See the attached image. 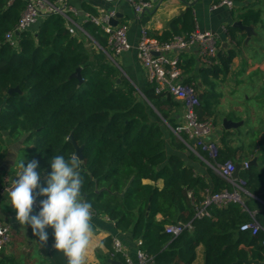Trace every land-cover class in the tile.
Segmentation results:
<instances>
[{"label": "trees", "instance_id": "obj_1", "mask_svg": "<svg viewBox=\"0 0 264 264\" xmlns=\"http://www.w3.org/2000/svg\"><path fill=\"white\" fill-rule=\"evenodd\" d=\"M72 2L82 11L99 14L86 1ZM25 5V0H0V139L5 131L7 138L17 136L28 156L38 161L36 171H46L48 176L52 157L76 154L72 135L82 148L85 199L96 215L107 216L117 230L131 234L136 243L141 241L139 249L153 264H193L200 245L204 246V264L264 261V231L253 235L240 229L246 221L264 224V145L256 149V164L238 169L237 179L243 189L211 167L207 168L208 182L206 175L168 148L166 133L180 151L186 148L185 143L176 142L172 131L180 125L183 100L167 90L157 92L155 82L149 81L144 87L133 83L106 53H112L108 35L92 21H83V14L75 19L86 33L71 34L64 16L50 14L33 28L15 33L18 44L12 45L6 33L14 29ZM242 19L251 24L259 20V15L251 10ZM194 28L189 8L183 17L174 19L172 32L158 39L188 35ZM236 30L237 26H227L234 39ZM235 55V49L220 50L217 62L200 68L202 85L210 87L202 90L196 107L200 121L214 123L218 93L208 78L225 75ZM196 63L193 54L181 53L183 81L200 95L203 86L196 77ZM78 69L80 77L74 75ZM16 87L19 91L9 93ZM199 148L209 158L208 151ZM242 149L218 146L216 157L209 160L213 164L232 161L237 167L243 162L236 159ZM146 178H163L165 185L159 188L144 183ZM223 190H237L241 200L223 206L212 204L199 215L206 195ZM159 214L163 216L160 220ZM178 223L185 226L180 234L166 232L167 224ZM46 231L47 242L55 243L54 230L49 227ZM103 243L111 250L112 236ZM96 253L102 264H112L109 252L104 254L98 248ZM113 258L124 262L121 254ZM50 261L67 264L56 249ZM0 264L22 263L0 252Z\"/></svg>", "mask_w": 264, "mask_h": 264}, {"label": "crops", "instance_id": "obj_2", "mask_svg": "<svg viewBox=\"0 0 264 264\" xmlns=\"http://www.w3.org/2000/svg\"><path fill=\"white\" fill-rule=\"evenodd\" d=\"M83 1L93 5L100 14L109 10H115L116 14L121 13L120 18H115L118 19V23L128 25V37L133 48L119 56L118 62L140 87H144L150 81L148 71L137 58L136 45L142 30H146L148 36L158 39L159 36L166 35V32H172L174 19L183 17L185 11L191 8L195 28L213 31L217 37L219 51H227L230 48L236 51L230 69L225 75L207 77L208 81L214 84L215 92L218 93L216 112L213 117L216 128L213 138L219 147L228 145L243 148L236 155L237 160L251 161L254 158L257 160L256 149L259 145H264V0H238L231 10L224 6L213 8L219 0H150L154 7L142 14H136L126 0ZM251 10L258 13L259 20L245 24L242 16ZM239 22L245 27L237 25ZM228 25L237 26V30L233 31L235 39L228 33ZM187 52L196 58L195 50ZM203 66L205 65L197 60L195 70L200 86L202 78L199 70ZM207 89H210L209 85L201 87L200 94H203L202 90ZM183 115L184 108L180 110V123ZM227 121L232 124L226 125ZM7 135L4 134V138L0 139V182L5 177L16 178L19 171L18 163L21 160H25V166L33 160L30 155L25 156L22 153L24 145L20 140L7 138ZM166 138L169 151L179 153L187 164L192 165L197 172L206 175L210 182L207 174L208 167L213 169V163L209 160V158L212 159L210 153L208 152L209 158H207L200 148L195 147L194 140L189 136L186 139L180 137V141L186 144V148L182 151L174 145L171 136L167 133ZM176 142H178L177 139ZM236 163L240 162L236 161ZM38 173L42 180L40 184L45 185L46 171H38ZM143 182L156 184L159 188L165 185L163 178L157 181L146 178ZM15 217L16 212L11 206L10 199L0 198V220L10 226L13 235L11 244L4 248L2 256H14L22 264H52L50 255L55 249L54 243H42L39 237L32 234L30 226H20ZM162 218L161 214L157 216L158 220ZM92 223L95 226V233L88 250L86 264H102V259L97 255L96 250L100 248L102 253H110L103 243V240L109 236L120 237L130 256L136 259L139 246L131 234L117 230L114 222L103 215L93 216ZM193 264H204L203 245L197 248V257ZM256 264H264V261H256Z\"/></svg>", "mask_w": 264, "mask_h": 264}, {"label": "built area", "instance_id": "obj_3", "mask_svg": "<svg viewBox=\"0 0 264 264\" xmlns=\"http://www.w3.org/2000/svg\"><path fill=\"white\" fill-rule=\"evenodd\" d=\"M13 0H10V2ZM26 5L21 17L12 31L6 33V39L14 46H17L18 40L14 37L16 32L33 28L41 20L50 14H61L67 20V27L71 34L80 32L86 33L81 23L76 21L75 17L82 15L83 21H92L108 35L110 53L115 59L124 52L133 48L128 37V25L120 24L111 25L110 19L116 17L115 10H109L98 15L88 11H82L76 6L72 0H25ZM119 1V0H106ZM133 7L136 14H142L151 10L154 4L150 0H126ZM238 0H219L213 8L226 7L233 9ZM137 58L143 67L148 71L150 81L157 84V92L164 90L169 91L175 98L183 100L184 115L180 125L175 132H186L188 136L194 140L195 147L208 151L211 157L217 155V142L213 138L215 125L211 120L200 121L198 119L196 107L200 104L198 92L192 85L184 83L182 68L179 66L180 55L185 51L195 50L197 60L203 65H210L217 62V54L219 51L216 34L211 30H202L194 28L188 35H176L168 40H159L148 36L146 30H142L141 37L136 45ZM193 148V146H192ZM250 161L245 160L241 163V167L247 168ZM213 169L223 175L236 188L243 189L242 181L236 180L233 176L237 167L232 161L224 164L214 163ZM15 178L5 177L0 182V198H9L8 192L12 188V182ZM46 198H37L34 205V213L38 214L41 210L40 201ZM240 201V194L237 190H223L220 192H209L201 203L199 215H203L207 211V207L215 204L223 206L229 201ZM93 216H97L93 211ZM109 220V218L106 216ZM184 225L167 224L165 230L173 235L180 234ZM242 231H250L255 235L260 230L264 231V224L258 221H246L240 225ZM13 235L10 226L0 220V252L6 246L11 244ZM141 241L137 242L139 246ZM264 245V239L262 240ZM112 259L117 254L124 257L122 264H153L151 258L138 249L136 251V259L128 253L122 239L118 236L112 237V246L110 250Z\"/></svg>", "mask_w": 264, "mask_h": 264}, {"label": "clouds", "instance_id": "obj_4", "mask_svg": "<svg viewBox=\"0 0 264 264\" xmlns=\"http://www.w3.org/2000/svg\"><path fill=\"white\" fill-rule=\"evenodd\" d=\"M50 163L51 173L44 187L40 184L41 175L36 171L38 161H30L26 166L24 159L18 163L19 171L8 192L15 218L20 226H30L32 234L42 243L48 241L46 229L52 228L54 248L67 264H86L95 226L92 204L83 193L81 160L73 153L68 158L56 155ZM37 195L46 199L40 201L41 210L34 215Z\"/></svg>", "mask_w": 264, "mask_h": 264}, {"label": "water", "instance_id": "obj_5", "mask_svg": "<svg viewBox=\"0 0 264 264\" xmlns=\"http://www.w3.org/2000/svg\"><path fill=\"white\" fill-rule=\"evenodd\" d=\"M116 17H118V18H120L121 17V13L120 12H118L117 14H116ZM110 24L111 25H117L118 24V19L117 18H112V19H110ZM237 25H239L240 27L241 26H244L245 27V25H243L241 22H239ZM17 34H19L18 32H16ZM107 54H108V56L121 68V66H120V64H119V62H117L116 61V59L110 54V53H108V52H106ZM122 69V68H121ZM124 71V70H123ZM124 73H125V75L134 83V81L130 78V76L124 71ZM74 75H76V76H79L80 77V73H79V69L76 71V73H74ZM13 91H19V88H11V89H9V93H11V92H13ZM199 97L200 98H202V94H200L199 95ZM226 125L227 124H232V122H230V121H227V123H225ZM4 134H8V132H4ZM70 139L74 142V145H75V147H76V155L81 159L82 158V148L81 147H79L76 143H75V141H74V139H73V137H72V135H70ZM254 164H256V159L254 158V159H252L251 161H250V165H254ZM241 167V165L240 164H238L237 165V169H236V171H235V173H234V177L235 178H237V172H238V169ZM109 262L110 263H112V264H122L120 261H118V260H114V259H110L109 260Z\"/></svg>", "mask_w": 264, "mask_h": 264}, {"label": "rangeland", "instance_id": "obj_6", "mask_svg": "<svg viewBox=\"0 0 264 264\" xmlns=\"http://www.w3.org/2000/svg\"><path fill=\"white\" fill-rule=\"evenodd\" d=\"M181 120H183V118H182ZM172 131L174 132V135H175V137H176V139H177L178 141L181 140L180 137L186 139V136L183 135L182 133H177V132H175V130H173V129H172ZM185 133H186V132H185ZM186 134H187V133H186ZM12 138H14V139H16V140L18 139L17 136H14V137H12ZM28 146H29V144H26V145H25L26 148H27ZM22 153H23L25 156H27V153H26V151H25L24 149H22ZM40 182H42V180H40Z\"/></svg>", "mask_w": 264, "mask_h": 264}]
</instances>
